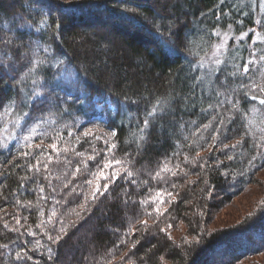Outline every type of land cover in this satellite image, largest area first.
Segmentation results:
<instances>
[{
  "label": "trees",
  "instance_id": "1",
  "mask_svg": "<svg viewBox=\"0 0 264 264\" xmlns=\"http://www.w3.org/2000/svg\"><path fill=\"white\" fill-rule=\"evenodd\" d=\"M217 16L221 17L220 21ZM43 19L52 26L42 28ZM257 21L264 24L259 0H225L224 4L220 0H0V33L18 38L17 43L22 41L25 46L9 53L18 61L21 73L26 63L21 58L22 53L29 44L50 47L53 56L63 61L59 68L41 77L47 81L46 102L33 104V112L37 114L46 112L54 104L68 109L49 130L50 135L55 136L58 131L67 138L68 131L78 132L81 126L83 130L97 127L102 129L101 134L110 129L117 131L115 158L130 160L127 166L141 182L136 188L124 179L116 181L105 195L89 204L87 210L77 208V203L82 201L73 202L70 208H76L81 215L66 217L65 223L71 221V226L60 243L52 246L51 260L46 252L33 253L39 264H121L120 253L114 258L109 253L119 243L121 234L132 227L136 217L144 218L138 202L163 189L178 195L168 207L170 219L161 218L159 227L172 223L174 227L170 230L173 231L183 223L187 238L182 237V243L172 240L169 230L168 234L159 231L151 219L146 232L142 224H137L141 231L129 238L128 247L121 245V252L127 251L131 256L130 264H205L216 249L224 250L226 244L220 241L228 237L229 261H238L254 252L255 246L258 249L264 246L251 245V250L248 244H238L239 239L247 242L250 232L256 239L264 238V199L255 216L239 222L231 231L208 232L206 229L214 213L255 184L257 175L264 169V159L257 158L251 165L247 163L252 155L262 151L253 147L251 138H245L242 146L230 151L233 161L209 148L197 157L208 159L204 168L189 165L182 169L187 175L169 177L168 183L158 184L149 175L165 160H169L171 166L182 161L186 154L195 156V151L187 145L196 144L199 150L198 144L204 143L201 135L205 139L212 135L211 130L201 131L212 116L209 104L215 105L218 99L223 100L225 94H230L222 87L230 77L226 79V74L220 73L206 75L207 68L197 69L200 61L213 66L209 61L213 58L211 53L217 37L211 33L221 25V30H227L231 22L234 35L251 28L264 35V28ZM136 35L139 38H135ZM252 35L249 32V43ZM248 56L247 43L236 48L229 56L228 72L233 70L232 63H240ZM2 76L0 74V103L16 95L13 80ZM254 105L255 102L247 98L240 99V111L234 123L224 129L227 137L224 142L229 146L243 134ZM153 107L157 108L156 115L151 118L143 139H139L137 125L142 126L146 112ZM262 121L264 112H256L257 126H264ZM4 126L21 134L19 129L0 121V135H5ZM22 143L10 140L8 149H0V207L7 210L9 218L16 210L11 203L12 193L17 192L18 177L23 174L13 167L14 163H19L17 157ZM88 147L83 144V148ZM96 147L104 146L96 142ZM177 151L181 153L178 161L172 159ZM102 157L103 153L97 157L101 163ZM217 160L224 161L220 168L216 167ZM223 171L235 174V178L225 177L221 174ZM173 182L175 188H171ZM126 190L134 192L136 205L125 204ZM4 196L8 197L7 201ZM21 197L35 198L30 191L22 192ZM18 211L29 215L23 209ZM2 215L4 213L0 212ZM36 219L33 214L29 223ZM2 223L0 221V225ZM15 237V233L0 227V244L8 245L0 248V264H16L14 253L19 245L13 243ZM132 241H138L132 250L134 256L129 252Z\"/></svg>",
  "mask_w": 264,
  "mask_h": 264
},
{
  "label": "snow or ice",
  "instance_id": "2",
  "mask_svg": "<svg viewBox=\"0 0 264 264\" xmlns=\"http://www.w3.org/2000/svg\"><path fill=\"white\" fill-rule=\"evenodd\" d=\"M221 4L225 0H220ZM261 13H264V0H259ZM220 21L221 17L217 16ZM257 24L264 28L261 21ZM52 25L46 19L41 21L42 28H49ZM31 27V25H29ZM223 25H221V28ZM217 28L211 35L217 37V43L214 45L212 59L209 67L203 61L197 65V69L207 68L206 75L220 73L226 74L228 83L222 85L230 94H225L223 100H217L215 105L209 104L212 116L211 119L203 124L202 132L211 130L212 135L205 139L201 135L204 143H199V150H196V144H188L187 147L195 151V156L186 154L183 160L172 164L165 160L158 170L150 173L152 180L159 183H168L169 177L178 175H187L182 169L191 165L192 167H206L208 159L200 157L201 151H207L209 148L222 152L228 161H233L234 156L229 154L238 146H242L245 138L253 140V147L261 149L255 155L247 160L249 165L257 159H264V126H257L255 122V113L264 112V35L256 28L249 29L248 32L242 31L239 35H234L235 29L231 22L227 24V30ZM249 32L253 33L248 42ZM18 38L8 36L6 33H0V74L7 72L9 78L16 85V95L7 102L0 103V121L10 124L13 129H19L20 135L9 131L7 126L2 128L5 135H0V149H8L10 140L22 141L21 149L17 159L19 163H14L13 167L19 169L22 175H19V186L17 192L12 193L14 206L13 213H7V210L0 207V216L3 221L2 227L10 233H15L16 237L13 243H18L19 250L14 253L16 264H39L33 253H47L48 259L53 258V245H57L67 235L71 221L65 223L66 217L72 215L80 216L81 212L76 208H70L76 201L77 208L87 210L89 204L94 203L98 197L105 195L112 184L120 179H124L129 185L136 188L141 186L134 176L135 173L127 165L128 159H116L118 132L109 130L106 134H101L92 129L80 131H68L67 138L60 135L57 131L55 136L50 135L49 130L59 121V118L68 111L67 108L61 109L59 104L51 105L46 112L39 114L33 112V104H44L47 100L45 92L47 91L46 77L47 72L53 68H59L63 61L54 57L50 47H41L38 43L35 47L29 44L22 53V59L26 61L22 73L19 71L20 65L13 55L9 53L16 48H25L23 42L17 43ZM247 43L249 56L246 60L241 59L240 63H232V71L228 72V62L230 54L238 47H243ZM231 43V47H230ZM30 53V55H29ZM235 59V57H233ZM61 73H56L60 75ZM235 84V87L232 85ZM221 95L217 93V96ZM19 96V100H17ZM44 97V99H41ZM247 98L255 102L252 108V116L249 117L247 125L244 127L243 134L236 139V142L229 146L224 140L227 139L224 129L234 123L235 115L240 111V99ZM64 103H67L66 101ZM202 111H208L203 109ZM157 108L153 107L146 112L142 126L137 125L140 136L143 139L144 131L149 127L152 117L156 115ZM264 123V121H262ZM75 127V125H73ZM67 127V126H66ZM230 130V129H229ZM199 134V133H197ZM259 134V135H257ZM223 137V138H221ZM96 142H102L103 148L98 149ZM88 144V148H83V144ZM82 148V150H78ZM103 153V163L97 157ZM180 152L177 151L172 159L179 160ZM95 162L90 165V162ZM224 163L223 160L216 161V167ZM225 177L235 174L223 171ZM2 175V174H0ZM142 183L148 184V181ZM173 182L171 188H175ZM30 191L35 197L32 200L22 198L21 193ZM211 193L209 192L208 195ZM2 195V193H0ZM125 204L136 205L137 201L133 199L134 192L125 191ZM178 193H173L168 189L155 191L154 196H150L138 202L143 217L139 215L133 221L132 227L121 234L119 243L114 245V250L110 255L119 254L122 251L121 245L128 247L129 238L136 232L141 231L137 224L143 225V231L149 230L148 220L159 228L161 232H167L172 229V223H166L164 227H159L162 223L161 218L168 220L171 217L168 206L173 202ZM7 201L8 197L4 196ZM23 209L29 213L28 216L18 211ZM70 209V210H69ZM167 213V215H166ZM36 220L29 223L32 215ZM38 220V222H37ZM14 221V223L12 222ZM119 232V229H116ZM31 237L30 240H24L22 237ZM169 238H171L169 236ZM138 241H132L129 252L135 255L133 249L136 248ZM28 245H32L28 247ZM7 244H0V248H7ZM43 250V251H41ZM131 256L125 254L121 256V264H130Z\"/></svg>",
  "mask_w": 264,
  "mask_h": 264
},
{
  "label": "rangeland",
  "instance_id": "3",
  "mask_svg": "<svg viewBox=\"0 0 264 264\" xmlns=\"http://www.w3.org/2000/svg\"><path fill=\"white\" fill-rule=\"evenodd\" d=\"M135 38H139L138 35H136ZM158 44L160 45L162 43H158ZM2 75H3L2 77L9 78V75L6 72L2 73ZM88 129H92L93 131H98L99 133L102 131V129H99L97 127H91ZM260 187L263 188L262 190L264 192V169L260 171V173L257 175V182L255 184L249 185L245 191H242L241 194L231 199L230 203L224 205L223 208L217 210L214 213L210 223L207 224V227H206L207 231L208 232H217V231L220 232L223 230L231 231L232 230L231 227L237 225L241 221H244L248 217L250 218L252 216H255L257 211L263 205L261 204L260 201L264 199V195H263V192H261ZM149 220H148V224H149ZM178 225L179 226L177 230L171 231L169 229L168 233L169 234L171 233L172 240H176V241L179 240V242L182 243V237L184 240H186L187 238L186 236L187 228L185 227V224L183 223H179ZM249 236H246L248 243L243 241V239H239L238 244L243 245L244 243L245 246L248 244L249 247L251 245L261 246L264 244V238H262V240L259 238L256 239L257 237L253 236L251 232L249 233ZM262 236H264V234ZM228 240H229V237L220 241V243L224 242V244H226L225 247H223L224 244L221 246L224 248V250L221 248L216 249L215 250L216 253H214L213 255H210L211 259H209L208 262L205 264H264V246L260 249H258L257 246H255L254 248L256 249L254 252H252L251 254L247 256L244 255L238 261H232V260L229 261L230 254H229V250H226V249L231 248V243L227 242ZM251 248L252 247H250V249ZM91 249H92V246H91ZM125 254H127V251ZM125 254H123V252H120L121 256H124ZM115 256L116 255H112L111 258H114Z\"/></svg>",
  "mask_w": 264,
  "mask_h": 264
}]
</instances>
